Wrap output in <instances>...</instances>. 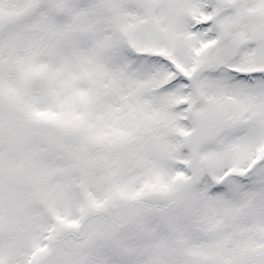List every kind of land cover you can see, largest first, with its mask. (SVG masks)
<instances>
[{"label":"snow or ice","instance_id":"6c2138e0","mask_svg":"<svg viewBox=\"0 0 264 264\" xmlns=\"http://www.w3.org/2000/svg\"><path fill=\"white\" fill-rule=\"evenodd\" d=\"M0 264H264V0H0Z\"/></svg>","mask_w":264,"mask_h":264}]
</instances>
